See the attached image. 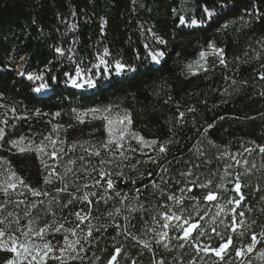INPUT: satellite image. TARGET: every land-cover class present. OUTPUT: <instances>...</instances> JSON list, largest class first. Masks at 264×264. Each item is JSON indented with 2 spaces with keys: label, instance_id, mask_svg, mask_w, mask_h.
<instances>
[{
  "label": "trees",
  "instance_id": "obj_1",
  "mask_svg": "<svg viewBox=\"0 0 264 264\" xmlns=\"http://www.w3.org/2000/svg\"><path fill=\"white\" fill-rule=\"evenodd\" d=\"M71 40L78 66L107 53L110 79L70 86ZM116 116L132 136L117 145ZM262 148L264 0H0V177L16 183L0 218L49 264H264Z\"/></svg>",
  "mask_w": 264,
  "mask_h": 264
},
{
  "label": "rangeland",
  "instance_id": "obj_2",
  "mask_svg": "<svg viewBox=\"0 0 264 264\" xmlns=\"http://www.w3.org/2000/svg\"><path fill=\"white\" fill-rule=\"evenodd\" d=\"M134 2V0H132ZM208 17H212L213 13L208 12ZM84 20L89 22L90 17L89 14H85ZM187 25V23H185ZM200 23L193 21L189 26L191 27H198ZM77 31V21L75 17V13L72 12L68 19H66L64 23V36L68 37L70 34H75ZM151 38L156 42L162 44V41L158 36H156L155 33H151ZM61 55H64L67 57V61L70 65H72L75 68V73L73 76H69L68 80L70 83V86L77 87L81 90H87L90 91L92 89H95L96 87V80L99 79L103 73H105L107 79H110V67L108 66V54L102 53L98 54L95 57V61L92 65H87L85 67L81 65H77L75 62V52L73 47V40H71L70 46L68 50H60ZM203 57L201 56L198 61H196L193 64V69L195 71H199L203 69L205 65V60L208 56L216 54L215 51L212 49H209L203 53ZM101 59L104 60V63H101ZM154 62H157V59H153ZM23 58H14L11 60V64L14 65L15 68L18 70H21L23 68ZM116 64L113 72V76L120 77L124 73V68H117ZM73 81H75V85H73ZM50 90L45 88L43 90L37 91V94H47ZM112 124L109 128L110 132V138L113 142L117 144H121L123 142L128 141L132 136H129L128 134V124L123 116H116L113 117L111 120ZM123 132V138H121V133ZM56 145V139H52L46 144L39 146L40 152L42 153L43 157H45V160L49 159V157H52L53 149ZM9 177V175H8ZM8 177H0V189H2L4 192L11 190L12 188L9 187L10 184L16 185L13 178ZM0 221H4L3 224H0V230H3L5 232V236L0 237V249L2 250H9L12 247H15V251H11L14 254V259L11 261V264H49L51 261V251L48 249L43 248V243H41L40 240H37L38 236L31 235L27 232H24L21 234L20 237L16 235H11L7 231L11 229L12 227L16 225H10L9 221H5L3 218H0ZM7 232V233H6ZM20 232V230H19ZM25 248L28 249V251H25ZM10 251V250H9ZM35 257V259H33Z\"/></svg>",
  "mask_w": 264,
  "mask_h": 264
},
{
  "label": "snow or ice",
  "instance_id": "obj_3",
  "mask_svg": "<svg viewBox=\"0 0 264 264\" xmlns=\"http://www.w3.org/2000/svg\"><path fill=\"white\" fill-rule=\"evenodd\" d=\"M203 53H201V56L203 57ZM153 59H155V57H153ZM101 63H104V60L103 59H101ZM117 68L119 69V68H122V66L121 65H117ZM21 75H23V73L21 74ZM38 78V77H37ZM28 79L29 80H31V79H33V77L32 76H28ZM73 85L74 86H76L75 85V81H73ZM41 88H44V87H46L45 85H41L40 86ZM36 91H40V88H37L36 89ZM125 119H127V118H125ZM129 123H130V121H129ZM121 138H123V132L121 133ZM142 139V138H141ZM152 143L153 144H155L156 142L155 141H152ZM20 151L21 152H24L25 151V149H23V148H21L20 149ZM159 151L160 152H165V148L163 147V146H161L160 147V149H159ZM261 151H264V148H262L261 149ZM54 155V154H53ZM96 155H99V153H96ZM21 183H23L22 181H21ZM9 187H11V188H15V185L14 184H10L9 185ZM108 187L109 188H111L112 187V183H111V181H109L108 182ZM238 187L239 186H237V190H238ZM6 191V190H5ZM29 191H32V194L34 195V196H39V195H41V193L40 192H38V191H34V190H32V189H29ZM44 195H47V193H44ZM208 199H210V200H212V199H215V196L214 195H209L208 197H207ZM4 223V221H0V224H3ZM192 227L193 228H195L196 227V225H192ZM47 229H42L41 230V232H43V231H46ZM60 229H56V231H59ZM189 231L190 230H185V236H187L188 234H189ZM41 233H37V235H40ZM3 236H5V232L3 231V230H0V237H3ZM256 238L255 237H253V240H255ZM43 248H45V249H48L49 251L51 250L50 249V246L48 245V244H44L43 245ZM227 248V245H224L221 249H219V250H216V255H221V253L225 250ZM0 250H2V249H0ZM10 251H15L16 249H15V247H12L11 249H9ZM25 251H28V249L27 248H25ZM241 253H237V255H240ZM33 259H35V257H33ZM113 259H115V257H113ZM9 264H11V262H9Z\"/></svg>",
  "mask_w": 264,
  "mask_h": 264
}]
</instances>
